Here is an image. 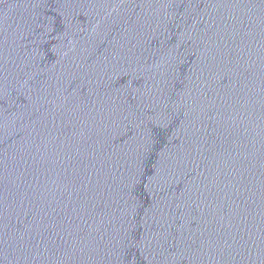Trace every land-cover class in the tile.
Instances as JSON below:
<instances>
[{
    "label": "water",
    "instance_id": "water-1",
    "mask_svg": "<svg viewBox=\"0 0 264 264\" xmlns=\"http://www.w3.org/2000/svg\"><path fill=\"white\" fill-rule=\"evenodd\" d=\"M0 264H264V0H0Z\"/></svg>",
    "mask_w": 264,
    "mask_h": 264
}]
</instances>
